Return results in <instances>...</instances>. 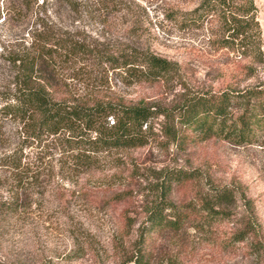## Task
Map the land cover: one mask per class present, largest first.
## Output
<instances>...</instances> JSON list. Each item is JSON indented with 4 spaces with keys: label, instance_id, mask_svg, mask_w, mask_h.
Returning a JSON list of instances; mask_svg holds the SVG:
<instances>
[{
    "label": "rangeland",
    "instance_id": "1",
    "mask_svg": "<svg viewBox=\"0 0 264 264\" xmlns=\"http://www.w3.org/2000/svg\"><path fill=\"white\" fill-rule=\"evenodd\" d=\"M9 1L0 0V90L12 89L15 81L9 51L28 46L27 32L39 25L105 52L136 48L178 64L155 84L99 67L94 80L72 81L79 99L99 95L159 112L188 94L264 83V59L217 48V22L182 29L169 19L173 9L191 10L192 0H39L45 22L4 21ZM255 2L264 58V0ZM166 124L162 115L151 119L145 146L101 152L85 168L70 163L55 138L30 143L22 124L1 120L0 203L20 196L0 221V264H124L147 210L160 198L162 178L180 170L197 172L204 192L226 187L235 194L223 221L194 220L179 232L159 234L152 264H264V139L245 147L219 139L183 145L168 137ZM14 153L26 167L18 185L5 159ZM195 196L189 187H176L172 200L196 207Z\"/></svg>",
    "mask_w": 264,
    "mask_h": 264
},
{
    "label": "trees",
    "instance_id": "2",
    "mask_svg": "<svg viewBox=\"0 0 264 264\" xmlns=\"http://www.w3.org/2000/svg\"><path fill=\"white\" fill-rule=\"evenodd\" d=\"M191 10H172L169 19L182 29H198L217 22L218 49L240 52L254 61L263 58L262 36L255 0H192ZM43 4V3H42ZM39 0H13L5 4L3 20L45 22ZM37 27V26H36ZM27 32L29 45L10 50L15 67L12 89L0 90V121L22 124L30 143L55 138L56 146L77 167H93L97 155L111 149L140 148L152 133L151 119L166 118L168 137L183 145L219 139L236 147L258 144L264 139V83L219 93L188 94L170 109L155 111L145 104L126 105L99 95L76 98L74 79L94 80L99 67L125 75V80L155 84L178 71V64L148 50L128 48L114 53L90 43L45 28ZM17 153L5 157L18 185L26 171ZM18 158V159H17ZM176 187H189L195 205L172 200ZM204 192L195 171L166 173L160 198L147 210L124 264H152V245L165 231L179 232L190 221L216 223L228 217L225 206L234 190L214 187ZM0 203V221H5L19 200ZM197 213H194L195 211Z\"/></svg>",
    "mask_w": 264,
    "mask_h": 264
}]
</instances>
